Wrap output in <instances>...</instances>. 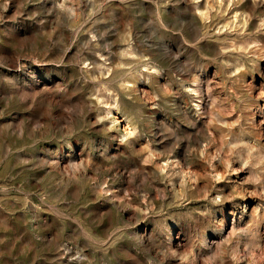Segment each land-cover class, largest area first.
Masks as SVG:
<instances>
[{"label": "rangeland", "instance_id": "obj_1", "mask_svg": "<svg viewBox=\"0 0 264 264\" xmlns=\"http://www.w3.org/2000/svg\"><path fill=\"white\" fill-rule=\"evenodd\" d=\"M0 264H264V0H0Z\"/></svg>", "mask_w": 264, "mask_h": 264}]
</instances>
